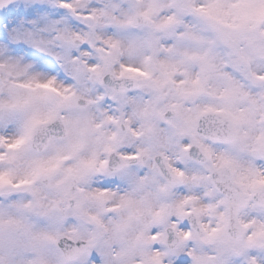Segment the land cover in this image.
Here are the masks:
<instances>
[{
    "label": "snow or ice",
    "instance_id": "snow-or-ice-1",
    "mask_svg": "<svg viewBox=\"0 0 264 264\" xmlns=\"http://www.w3.org/2000/svg\"><path fill=\"white\" fill-rule=\"evenodd\" d=\"M0 264H264V0H0Z\"/></svg>",
    "mask_w": 264,
    "mask_h": 264
}]
</instances>
